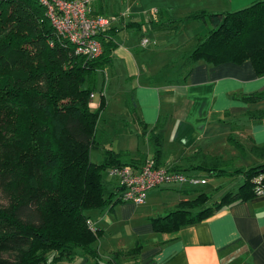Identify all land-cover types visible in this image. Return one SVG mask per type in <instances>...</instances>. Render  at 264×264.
<instances>
[{
    "label": "crops",
    "instance_id": "crops-1",
    "mask_svg": "<svg viewBox=\"0 0 264 264\" xmlns=\"http://www.w3.org/2000/svg\"><path fill=\"white\" fill-rule=\"evenodd\" d=\"M253 1L90 0L91 14L114 17L111 27L117 29L110 62L97 73L88 104L99 111L104 103L91 161L102 162L109 150L137 170L145 159H154L150 136L160 133L159 166L205 178L206 183L160 185L148 191L144 203L117 201L93 212V225L100 230L99 261L78 255L69 264H106L117 252L116 264H264V194L226 203L208 218L178 229L154 226L156 218L187 208L196 191L209 194L210 205L243 182L241 174L214 175L205 167L220 162L230 172L264 162L251 150L264 144V114L261 120L247 116L264 112V98L243 99L264 90V75H256L249 61L191 64L195 34H205L209 26L181 20L194 11H233ZM191 22H196L195 30L176 39L180 26ZM143 37L150 41L145 47L140 46ZM178 64L176 70L168 68ZM109 116L113 132L100 128L101 121L107 127ZM156 125L160 128L152 131ZM113 179L106 186L109 192L118 185Z\"/></svg>",
    "mask_w": 264,
    "mask_h": 264
},
{
    "label": "trees",
    "instance_id": "trees-1",
    "mask_svg": "<svg viewBox=\"0 0 264 264\" xmlns=\"http://www.w3.org/2000/svg\"><path fill=\"white\" fill-rule=\"evenodd\" d=\"M181 20L209 26L205 34H195L191 64L249 61L256 75H264V0L233 11L198 10ZM116 32L111 25L99 31L102 52L87 59L53 29L38 0H0V264H69L78 255L99 261L100 230L90 228L91 214L121 201L119 181L109 192L103 175L123 163L109 150L102 162L91 161L104 103L99 111L88 104L97 73L110 62ZM262 98L264 90L243 97ZM262 114L247 116L261 120ZM150 138L158 161L161 134ZM251 150L264 160V144ZM222 165L216 162L205 169L214 175L241 174L237 191L210 205L206 202L211 196L196 191L187 208L156 218L155 229L201 221L226 203L259 195L256 186L264 188V162L230 172ZM119 254L106 264H116Z\"/></svg>",
    "mask_w": 264,
    "mask_h": 264
},
{
    "label": "built area",
    "instance_id": "built-area-1",
    "mask_svg": "<svg viewBox=\"0 0 264 264\" xmlns=\"http://www.w3.org/2000/svg\"><path fill=\"white\" fill-rule=\"evenodd\" d=\"M44 8L53 29L74 46L75 54L94 59L102 52L97 33L111 25L114 17L92 15L90 0H38ZM148 38L140 39V46L149 43ZM92 97V94H90ZM107 175L119 181L122 202L137 204L146 201L150 189L165 184L197 186L206 183L205 178L187 175L182 171L170 170L156 165L152 158L143 161L137 170L131 165H114L107 169ZM260 176L257 178L259 181ZM257 194H264V188L256 186ZM94 230V225L89 224Z\"/></svg>",
    "mask_w": 264,
    "mask_h": 264
},
{
    "label": "rangeland",
    "instance_id": "rangeland-1",
    "mask_svg": "<svg viewBox=\"0 0 264 264\" xmlns=\"http://www.w3.org/2000/svg\"><path fill=\"white\" fill-rule=\"evenodd\" d=\"M245 6V5H244ZM238 9L239 8H242L241 6L240 7H237ZM228 10H231V9H228ZM185 26H180V30H179V32L180 33H182V34H178V32H177V34H176V39L178 38V36L179 35H181V36H184L185 35V33H187V34H189L190 32H192L193 30H195V25H196V22H191V23H186V24H184ZM179 27V26H178ZM203 33V32H202ZM173 37H175V36H173ZM180 67V64H178V65H170L168 68L170 69V70H176V69H178ZM99 77L101 78L102 76H101V74H99ZM114 105H116V104H114ZM113 105V106H114ZM119 106V105H118ZM118 106H117V108H118ZM106 112H108V111H106ZM106 115H107V113L105 114V117H106ZM111 117H113V116H109V117H107V119H108V122H107V127L106 126H104V127H102V125L104 124V122L103 121H101L100 122V124H101V126H100V128H102V130H105V131H111V132H113L112 131V122H111ZM99 140H100V136H99ZM90 152H91V155H92V159L93 160H95V157L93 156L94 154V150H90ZM214 179V176H209V180L210 181H212ZM223 178H221V179H219V180H217V182H219V181H221ZM113 178L112 177H110V176H108L107 175V173L106 174H104L103 175V181L106 183V186H109L110 185V183H112L113 182ZM233 183L235 182V181H232ZM2 198V196H1V194H0V199Z\"/></svg>",
    "mask_w": 264,
    "mask_h": 264
}]
</instances>
